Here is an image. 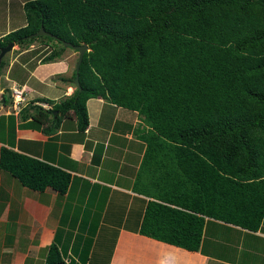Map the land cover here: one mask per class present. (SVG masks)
I'll return each instance as SVG.
<instances>
[{
    "label": "trees",
    "instance_id": "1",
    "mask_svg": "<svg viewBox=\"0 0 264 264\" xmlns=\"http://www.w3.org/2000/svg\"><path fill=\"white\" fill-rule=\"evenodd\" d=\"M23 7L26 23L0 36V48L38 39L50 47L39 61L48 62L68 47L62 40L87 44L80 89L75 84L54 109L71 111L84 129L86 100L101 95L149 125L136 181L149 198L137 232L198 250L207 218L259 227L264 0H27ZM41 25L56 37H26ZM4 64L2 57L0 72ZM0 167L35 189L63 192L71 176L4 145ZM43 264L70 263L53 241Z\"/></svg>",
    "mask_w": 264,
    "mask_h": 264
},
{
    "label": "crops",
    "instance_id": "2",
    "mask_svg": "<svg viewBox=\"0 0 264 264\" xmlns=\"http://www.w3.org/2000/svg\"><path fill=\"white\" fill-rule=\"evenodd\" d=\"M25 1L0 0V36L26 23ZM16 45L0 72V147L71 176L63 192L35 189L0 167V264H43L53 241L70 264H264V215L255 230L207 218L198 250L137 232L149 198L136 185L149 125L137 110L98 95L87 98L88 124L79 129L71 111L53 108L75 88L74 53L40 62V51ZM17 84L25 88L18 112L8 93Z\"/></svg>",
    "mask_w": 264,
    "mask_h": 264
},
{
    "label": "water",
    "instance_id": "3",
    "mask_svg": "<svg viewBox=\"0 0 264 264\" xmlns=\"http://www.w3.org/2000/svg\"><path fill=\"white\" fill-rule=\"evenodd\" d=\"M39 34H47V35H51V36L56 37L54 34L48 32L47 30H45L42 25L39 27L38 30L26 35V37H32V36H36V35H39ZM62 43L65 46H69V47L74 48V49H76L78 51L77 60L75 62V76H74L73 82L76 85H78V88L80 89V85H79V66H80V63H81V60H82L83 53L87 49V44L86 43H73V42L68 41V40H62ZM14 44H15L14 41H10L7 44L1 46V48H0V61H1L2 57H3V55L9 49H11Z\"/></svg>",
    "mask_w": 264,
    "mask_h": 264
},
{
    "label": "rangeland",
    "instance_id": "4",
    "mask_svg": "<svg viewBox=\"0 0 264 264\" xmlns=\"http://www.w3.org/2000/svg\"><path fill=\"white\" fill-rule=\"evenodd\" d=\"M52 41H55V40H52ZM56 42V41H55ZM17 45L15 46V48L16 47H18L19 46V49H23V48H31L28 52H30V53H34V52H36V51H40L39 52V54L37 55V56H35L34 57V61H36L37 60V58H39V56L43 53V51H45V50H47V49H49L50 47L49 46H47L45 43H43V42H40L38 39H36V40H34L33 42H31V43H26L25 45L23 44V45H19L18 43H16ZM14 46H12V48H13ZM11 48V49H12ZM11 49H9L6 53H5V60H7L9 57H10V51H11ZM17 49H14V51H16ZM66 51H68V52H73L74 53V55L72 56V58H71V63H72V65L74 66V63L76 62V58H77V56H78V51L77 50H75L74 48H71V47H66L65 48V50H64V52H66ZM29 53V54H30ZM4 69V68H3ZM11 87L12 86H10V88H9V92L8 93H10V95L12 96V89H11ZM117 201H115V203H116ZM114 203V204H115ZM119 204H122V207H123V209L126 207V201L124 202L123 200H121V202L119 203ZM113 209H116V207H113ZM120 211H121V209H120ZM111 216V215H110ZM112 216H116V217H118L119 219H121L122 217H120L117 213H113L112 214ZM116 217H114L115 219H116ZM110 235H112V238H113V235L114 234H110ZM114 240H110V242L112 243ZM236 243L234 242L233 243V246L235 245Z\"/></svg>",
    "mask_w": 264,
    "mask_h": 264
},
{
    "label": "built area",
    "instance_id": "5",
    "mask_svg": "<svg viewBox=\"0 0 264 264\" xmlns=\"http://www.w3.org/2000/svg\"><path fill=\"white\" fill-rule=\"evenodd\" d=\"M11 89H12V99L10 105L13 110L18 112L21 108L23 101L25 100V95H24L25 88L23 85L17 84V85H13Z\"/></svg>",
    "mask_w": 264,
    "mask_h": 264
}]
</instances>
